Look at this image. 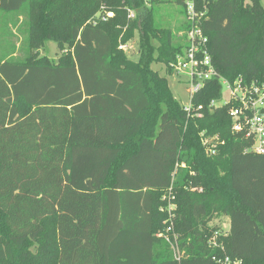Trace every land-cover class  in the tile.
<instances>
[{
	"label": "trees",
	"instance_id": "obj_1",
	"mask_svg": "<svg viewBox=\"0 0 264 264\" xmlns=\"http://www.w3.org/2000/svg\"><path fill=\"white\" fill-rule=\"evenodd\" d=\"M193 1L217 72L262 80L260 0ZM106 2L115 17L92 26L96 0H0V264H264V156L245 152L226 107L188 118L151 68L174 74L185 38L156 9L181 0ZM135 36L132 60L118 45ZM47 42L69 53L38 57ZM220 96L210 82L194 103ZM201 132L219 136L215 155ZM169 204L179 261L156 237ZM215 233L223 250L208 244Z\"/></svg>",
	"mask_w": 264,
	"mask_h": 264
},
{
	"label": "built area",
	"instance_id": "obj_2",
	"mask_svg": "<svg viewBox=\"0 0 264 264\" xmlns=\"http://www.w3.org/2000/svg\"><path fill=\"white\" fill-rule=\"evenodd\" d=\"M96 1L98 10L88 20V23L92 26L115 17V12L109 8L106 0ZM151 1L153 0H143L144 6L150 7ZM179 6L183 13V23L185 25L179 35L185 38V48L181 54L176 56V60L170 67L173 73L181 77L182 82L186 84L185 91L188 100L185 103H180L183 111L190 119H202L205 107L210 109L226 107L232 122V132L241 134L249 143V147L245 149V152L264 156V78L262 80L247 81L240 74L236 79L230 81L222 77L213 65L208 50V40L199 26V19L202 14L196 12L193 0H181ZM121 8L126 12L128 22L136 18V11L133 8L127 5H123ZM126 28L123 29V33ZM130 43L131 41L127 43L119 42L118 50L127 53L131 49ZM210 82H217L220 85V98L211 100L207 105H195V96ZM200 137L206 154L215 155L221 144L219 136H208L205 132H201ZM167 199L169 200V198ZM174 209L175 206L172 204L167 206L168 219L164 221L165 231L159 232L156 237L164 239L169 244L174 259L179 261L181 253L178 246V236L174 232L172 222ZM160 210L163 211V209ZM216 236L217 233L209 239L208 244L212 248L219 247L223 250V246L216 243ZM212 260L215 264L239 263L231 261L227 256H214Z\"/></svg>",
	"mask_w": 264,
	"mask_h": 264
},
{
	"label": "rangeland",
	"instance_id": "obj_3",
	"mask_svg": "<svg viewBox=\"0 0 264 264\" xmlns=\"http://www.w3.org/2000/svg\"><path fill=\"white\" fill-rule=\"evenodd\" d=\"M261 4L264 6V0H260ZM156 22L157 25L162 28L170 29L171 32L174 35L175 41L177 42L179 38V33L182 31V23L184 22L183 13L181 10V7L175 3H164L157 6L156 9ZM88 23V21H87ZM237 33V31H236ZM238 36V33H237ZM237 43L239 42L238 37L236 38ZM138 38L135 36V38L131 41V49L128 50L126 53L127 56L132 59L136 60L138 55ZM240 48H237V59L239 60L241 58L242 52L239 50ZM68 49H59L57 45L53 42H47L38 49L35 53L40 58H46L49 62L55 63L57 62L61 56H63L65 53H69ZM18 54V53H17ZM257 59L255 58L253 62H256ZM151 68L157 72H159L160 75L165 76L167 79L168 88L171 91L174 98L179 103H185L188 100V95L185 91L186 84L181 80V77L172 74L169 75L165 71L164 65L160 63H153L151 65ZM212 224L220 225L222 226V229L224 231H228V218L225 216H217L212 221Z\"/></svg>",
	"mask_w": 264,
	"mask_h": 264
}]
</instances>
